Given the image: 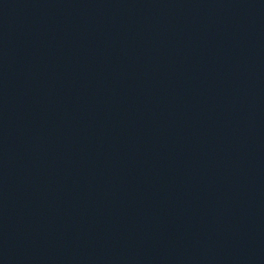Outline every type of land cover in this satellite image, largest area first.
I'll return each mask as SVG.
<instances>
[{"label":"water","instance_id":"obj_1","mask_svg":"<svg viewBox=\"0 0 264 264\" xmlns=\"http://www.w3.org/2000/svg\"><path fill=\"white\" fill-rule=\"evenodd\" d=\"M0 264H264V0H0Z\"/></svg>","mask_w":264,"mask_h":264}]
</instances>
